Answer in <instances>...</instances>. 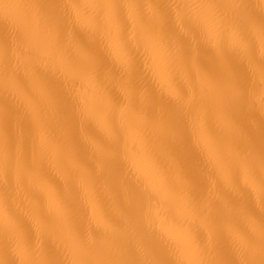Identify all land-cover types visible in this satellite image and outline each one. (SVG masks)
<instances>
[{
    "label": "bare ground",
    "instance_id": "obj_1",
    "mask_svg": "<svg viewBox=\"0 0 264 264\" xmlns=\"http://www.w3.org/2000/svg\"><path fill=\"white\" fill-rule=\"evenodd\" d=\"M264 0H0V264L264 261Z\"/></svg>",
    "mask_w": 264,
    "mask_h": 264
},
{
    "label": "snow or ice",
    "instance_id": "obj_2",
    "mask_svg": "<svg viewBox=\"0 0 264 264\" xmlns=\"http://www.w3.org/2000/svg\"><path fill=\"white\" fill-rule=\"evenodd\" d=\"M260 168L262 173H264V150H262L261 157H260ZM261 185L264 187V175L261 176ZM81 264H108V262H98V261H84ZM264 264V261L261 262Z\"/></svg>",
    "mask_w": 264,
    "mask_h": 264
},
{
    "label": "clouds",
    "instance_id": "obj_3",
    "mask_svg": "<svg viewBox=\"0 0 264 264\" xmlns=\"http://www.w3.org/2000/svg\"><path fill=\"white\" fill-rule=\"evenodd\" d=\"M202 264H206V262H202Z\"/></svg>",
    "mask_w": 264,
    "mask_h": 264
}]
</instances>
